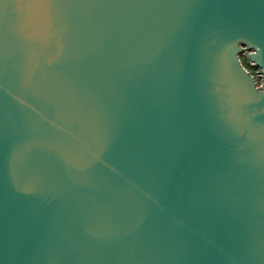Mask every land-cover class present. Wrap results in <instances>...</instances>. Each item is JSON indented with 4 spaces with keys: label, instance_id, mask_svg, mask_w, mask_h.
Returning a JSON list of instances; mask_svg holds the SVG:
<instances>
[{
    "label": "water",
    "instance_id": "95a60500",
    "mask_svg": "<svg viewBox=\"0 0 264 264\" xmlns=\"http://www.w3.org/2000/svg\"><path fill=\"white\" fill-rule=\"evenodd\" d=\"M0 264H264V0H0Z\"/></svg>",
    "mask_w": 264,
    "mask_h": 264
},
{
    "label": "rangeland",
    "instance_id": "374dc122",
    "mask_svg": "<svg viewBox=\"0 0 264 264\" xmlns=\"http://www.w3.org/2000/svg\"><path fill=\"white\" fill-rule=\"evenodd\" d=\"M244 63H245V65H246V67L258 78V69H256L254 66H249V63L244 59V61H243Z\"/></svg>",
    "mask_w": 264,
    "mask_h": 264
},
{
    "label": "trees",
    "instance_id": "16d2710c",
    "mask_svg": "<svg viewBox=\"0 0 264 264\" xmlns=\"http://www.w3.org/2000/svg\"><path fill=\"white\" fill-rule=\"evenodd\" d=\"M244 63V62H243ZM244 65H245V63H244ZM246 66V65H245ZM249 66H251L250 64H249ZM248 67V66H247Z\"/></svg>",
    "mask_w": 264,
    "mask_h": 264
},
{
    "label": "flooded vegetation",
    "instance_id": "af4514ba",
    "mask_svg": "<svg viewBox=\"0 0 264 264\" xmlns=\"http://www.w3.org/2000/svg\"><path fill=\"white\" fill-rule=\"evenodd\" d=\"M242 61H244V58H242Z\"/></svg>",
    "mask_w": 264,
    "mask_h": 264
},
{
    "label": "built area",
    "instance_id": "2783aa9c",
    "mask_svg": "<svg viewBox=\"0 0 264 264\" xmlns=\"http://www.w3.org/2000/svg\"><path fill=\"white\" fill-rule=\"evenodd\" d=\"M254 75V74H253Z\"/></svg>",
    "mask_w": 264,
    "mask_h": 264
}]
</instances>
